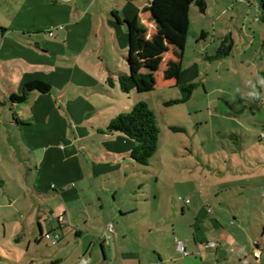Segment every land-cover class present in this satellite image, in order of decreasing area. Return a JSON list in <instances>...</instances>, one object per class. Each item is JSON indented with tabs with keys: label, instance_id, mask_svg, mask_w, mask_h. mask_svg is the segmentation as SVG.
<instances>
[{
	"label": "rangeland",
	"instance_id": "374dc122",
	"mask_svg": "<svg viewBox=\"0 0 264 264\" xmlns=\"http://www.w3.org/2000/svg\"><path fill=\"white\" fill-rule=\"evenodd\" d=\"M151 1L102 0L108 11L113 6L120 11L123 20L127 15L134 24L118 27L122 31H118L114 40L106 29L108 44L102 43L99 48L96 33L90 30L86 20L81 24L82 36L69 37L68 43L58 34L60 26L53 25L49 31L42 32L51 41L42 42L45 48L49 47L47 55L51 66L48 73H36L35 77L50 85L52 91L38 103L29 104V115L35 123V138L29 143L35 156L31 160L24 151L22 165L36 171L43 162L38 181L49 184L42 190L45 194L53 193L54 186L62 187L68 180L72 185L81 181L82 192L89 198H95L98 189L114 186L119 190L118 201L126 203L149 199L156 194L154 216L168 210L166 219L171 224L176 223L183 241L193 221V212L188 207L187 216L181 215V201L188 198L198 207V201L203 204L211 197L213 201L209 205L215 212L210 217L219 215L226 229L237 237L250 231L261 236L264 231V199L261 197L264 194V137L260 138L257 126H252L256 129L252 132L247 128L251 123L264 122V104L257 101L260 91L256 86L259 80L264 88V72H259L264 60L256 54L259 50L264 55V0H208L206 13H200L196 4H192L188 9L187 33L168 32L170 23L162 21L164 16L157 17V28L152 32L140 30L135 22L143 11L149 14ZM80 3L84 10L89 0H80ZM113 21L116 23L115 18ZM204 31L207 32L205 38ZM226 37L235 39L232 53L221 58L214 56ZM145 39L148 46L142 50ZM99 54L107 57L113 72L129 74L135 72V64L141 57L149 58L144 62L148 70L144 73L152 76L153 83L139 84L131 93L124 92L117 79L108 81L109 77L117 75H98V65L104 63ZM177 58L183 59L181 66L174 65ZM13 69L9 73H15ZM154 69L159 74H153ZM58 71L61 75H56ZM31 81L33 79L26 83ZM190 82L196 86L188 101L166 104L168 100L181 97L180 86ZM17 92L16 95H22L20 90ZM141 99H148L161 128L158 151L149 166L141 165L128 154L134 147L133 140H125L122 133H108L103 124ZM0 109L4 108L0 106ZM8 112L10 115L11 109ZM242 122L245 125H241ZM171 125L182 126L184 130L174 131ZM9 128L0 124V134L8 133ZM232 132L242 134L244 141L238 142ZM112 150L119 153L117 162L101 160ZM14 153L21 154L19 147H11L8 138L6 141L0 138V175L9 181L4 187L5 193L0 194V201L6 198L7 202L4 200V205L0 206V264H52L47 256H52L58 245L45 236L37 242L40 236L37 219L42 213L47 235L53 232L49 219L54 217L57 221L60 215L50 212L54 207L51 196L34 193V199L30 198L27 204L24 202L25 181L20 179L23 169ZM223 180H230L239 187L228 188L217 197L215 194L225 185L218 182ZM10 198L17 201L6 206L11 203ZM218 198L223 204H219ZM255 198H259L258 201ZM150 202L146 210L153 214L156 206ZM235 216L239 219H234ZM166 227L174 231L171 225ZM76 260L74 255L72 261Z\"/></svg>",
	"mask_w": 264,
	"mask_h": 264
},
{
	"label": "crops",
	"instance_id": "0c3cea01",
	"mask_svg": "<svg viewBox=\"0 0 264 264\" xmlns=\"http://www.w3.org/2000/svg\"><path fill=\"white\" fill-rule=\"evenodd\" d=\"M59 5L61 6L59 7ZM191 5L182 9L183 15L186 14L188 16V9ZM52 9L54 10L52 11ZM149 10L148 15L144 14V11L140 13L135 22L140 30L148 33L157 28V17H160L154 10L153 4ZM200 13L203 12L200 11ZM114 14L118 15L121 21ZM120 14V11L113 6H110L108 11L107 6L105 7L102 4V0H89V5L84 10L80 0H0V106L4 108L3 110L0 109V124L3 123L10 126L9 132L3 131L0 134V138L4 141L8 138L11 147L16 146L21 150L22 155L14 153V156L19 159L18 165L23 169V171H20V179L25 181L24 202L27 204L29 200L34 199V193H38L43 197L51 196L54 207L50 212L54 216L61 215V212H64L68 219V224L62 228L54 217L49 219L50 230L60 232L62 240L57 244L58 249L53 252V255L47 257L52 264H264V231L261 236L253 231L245 233V236L242 234L238 237L234 233H230L219 215L215 218L210 217V214L215 212L213 207L209 205L213 201L211 197L203 204L198 201L196 203L199 205L198 207L192 205L193 201L191 199H182L181 215L183 217L187 216L186 207L193 212V221L189 226L190 231L187 232V235H184L185 241H183L175 228L176 223L171 224L166 219L170 213L168 210L161 212L158 217L154 216L157 213L156 199L158 198L155 193L152 198L136 199L133 201L134 204L132 201L126 203L118 201L119 190L114 186L112 188L104 187L103 190L98 189L95 198H89L85 192L84 194L82 192L81 181L73 182L74 185H72L68 180L64 181L67 183L63 182L64 186L62 187L54 186L53 193L45 194L43 191L49 187V184L45 181L44 183L38 181L39 177H41L43 162L40 163L36 171L32 168L23 167L22 164L25 160L23 155L25 153L31 160L35 156V152H33V148L29 143L35 138V123L33 116L29 115V111H31L29 104L38 103L42 98H45L47 94L51 93L52 87L49 93H42L36 90L31 92L28 99L24 102L13 101L11 96L18 93L17 90L22 92L23 86L27 81L31 79L35 81L39 78L35 77L36 73L49 72L48 67L51 66V62L47 53L50 50L49 47H46V49L42 42L48 43L51 41L46 36L44 37L42 32L49 31L50 26H60L58 34L60 37L63 36L65 43H68L69 37L80 38L82 36L81 24L86 20L90 24V30L96 33L95 37L98 38L96 47L99 48L104 43L108 44L106 29L110 32L111 40H114L118 31H122L118 27H123L124 25L132 27V24H134L132 22L131 24L126 23L125 20H130L129 17L124 15L123 20ZM114 18L116 23L113 21ZM185 23L187 26L190 25L189 21ZM32 36H37L36 38L40 39L37 41L36 38L30 39ZM206 36L207 32L204 31L203 37L205 38ZM254 38L256 39L257 36ZM145 40L143 41L142 50L148 46V41L147 39ZM251 44L254 45L255 40ZM262 47H264V43H262ZM256 54L261 55L264 60V55L260 54L259 50L256 51ZM99 56L103 57L102 62L104 61V63L98 65L100 70L98 75L102 77L107 73L113 74L117 75L113 79H117L118 73L121 71L113 72L107 57H104L103 54H99ZM151 57L156 58L153 55ZM147 59L149 58L143 59L141 57L140 61H137L138 63L143 62V65L139 68L141 72L148 71L147 65L144 63ZM174 62V65L178 64L180 66L184 63L182 58H177ZM43 65L44 68L42 69L41 66ZM159 65H157V68L160 72L161 67ZM11 67L16 70L15 73H9L10 70L12 71ZM19 72L20 74H18ZM259 72H264L263 66L259 69ZM153 74L157 75L159 73L156 70ZM56 75H61V72H56ZM256 86L260 91L259 100L257 101L264 104V88L259 80H256ZM8 109L12 111L10 114L12 118ZM126 110L129 109L123 111ZM108 123L104 121L103 124L106 127ZM253 125L257 126L260 133L259 136L263 138L261 133L264 131V122L261 124L251 123L247 131L256 130L252 127ZM232 133L236 140L244 141L242 134ZM125 138V140H131L126 136ZM118 155L119 153L112 150L101 160L106 159L110 162H117L115 160L118 159ZM37 162L39 164V157H37ZM116 164L118 165V163ZM117 167L121 166L118 165ZM122 172L123 170L120 168V176L123 175ZM83 177L82 175L81 179ZM15 181L17 182V180ZM218 183H224L225 185H223L222 191L220 190L215 194L217 197H220L228 188L237 187L238 189L239 187L238 184H232L230 180H223ZM8 184L9 181L4 179L3 175H0V194L5 193L4 187H7ZM57 188L60 190L58 191ZM140 188L141 186L138 189ZM211 188L209 186V189ZM135 193H141V191L135 190ZM57 196L61 198L58 199ZM18 197H21V195H18ZM261 197L264 199V194ZM255 199L258 201L259 198ZM187 200H190V202H187ZM217 200L219 204H223L219 198ZM3 201H0V206L4 205ZM15 201L17 199L10 198L11 203L5 205L12 206ZM149 201H151L150 204L156 206L153 214H149L146 210V205H148ZM5 203H7L6 200ZM171 208L177 211L172 205ZM43 218L42 213L39 214L37 221L40 236L37 242L43 240V233L48 230L45 229ZM234 219L238 220L239 218L235 216ZM110 223L114 226L113 231L108 230ZM166 225H171L174 231H168ZM107 234H110V237ZM239 239L242 240L240 241ZM175 240H177L176 243ZM209 241H216L218 245L216 247H206V243ZM180 242L186 244L189 255H184L178 249V243ZM74 255L77 257L75 262L72 261Z\"/></svg>",
	"mask_w": 264,
	"mask_h": 264
},
{
	"label": "trees",
	"instance_id": "16d2710c",
	"mask_svg": "<svg viewBox=\"0 0 264 264\" xmlns=\"http://www.w3.org/2000/svg\"><path fill=\"white\" fill-rule=\"evenodd\" d=\"M154 10L164 19L162 21L170 23L168 25V32L180 31L188 32V26L185 23L188 21V16L183 15L182 9L196 4L199 11L205 13L208 8L207 0H153ZM119 21L118 15L114 14ZM185 16V17H184ZM187 16V17H186ZM186 18V19H185ZM126 23L131 24V21L125 20ZM230 39V43L228 40ZM233 38L226 37L222 41L221 46L214 56L224 57L231 54L233 48ZM137 68L133 74L126 72L118 73L117 80L120 82L121 88L126 93H131L138 85L146 86L153 83V78L150 74L141 72L139 70L142 63L136 62ZM113 77H109L108 81L112 82ZM196 83L190 82L180 86L183 94L181 97L166 101V104H177L188 101L193 94V88ZM40 91L42 93H49L51 86L42 81H32L23 86L22 95L13 94L11 96L13 101L24 102L33 91ZM174 131L184 130L182 126L171 125ZM108 133H122L126 137L134 141L130 155L133 160L143 166H149L152 157L158 151L161 128L157 120L154 109L150 106L148 99H141L129 110L123 111L113 117L106 125ZM238 142H241L237 139ZM243 142V141H242ZM242 145V143H241ZM44 235V233H43Z\"/></svg>",
	"mask_w": 264,
	"mask_h": 264
},
{
	"label": "built area",
	"instance_id": "2783aa9c",
	"mask_svg": "<svg viewBox=\"0 0 264 264\" xmlns=\"http://www.w3.org/2000/svg\"><path fill=\"white\" fill-rule=\"evenodd\" d=\"M261 136L264 137V131L261 133ZM187 202H190V200H187ZM210 211V207L208 208ZM58 222L60 227H65L68 224V219L66 218L65 214L62 213L59 217H58ZM114 226L112 223L109 224V228L108 230H112L113 231ZM44 236L48 239H50L52 241L53 244H59L60 241L62 240V234L58 231H53V232H49L47 235L44 234ZM108 237H110V234L108 235ZM218 245V243L216 241H209L206 243V247H216ZM178 249L184 254V255H189V252L186 248V244L183 242L178 243Z\"/></svg>",
	"mask_w": 264,
	"mask_h": 264
}]
</instances>
